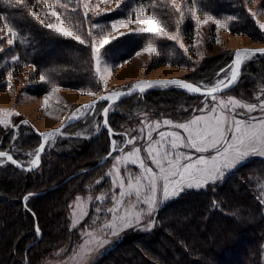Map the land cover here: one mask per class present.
I'll use <instances>...</instances> for the list:
<instances>
[{"label": "rangeland", "instance_id": "rangeland-1", "mask_svg": "<svg viewBox=\"0 0 264 264\" xmlns=\"http://www.w3.org/2000/svg\"><path fill=\"white\" fill-rule=\"evenodd\" d=\"M205 1L207 0H121L118 8L114 0H88L87 16L84 15L85 9L82 0H38L28 8L26 4L27 13L45 28H47L48 23H58L50 14H45V10L49 6H55L56 11L64 21L63 26L71 28L86 42L80 44L78 41L67 37L74 41L76 47L79 48L74 53L73 51L72 53L66 52V50L63 51L59 47L51 48L49 44H46L41 49L44 53L39 58L40 61L46 59L51 61V58H62L63 55L69 60H74L84 52L90 51L91 64L89 65L95 71L96 64L92 45L94 43L98 44L104 35L111 32L110 26L113 22L129 17L134 18V13L140 9H147V14L155 16L166 32L177 36V39L171 40L148 33L137 34L130 32L128 29H121L125 33L124 36L111 32L112 35L119 38L106 48L101 49L102 70L97 74L99 75V83L93 87L84 88L51 86L44 91V88L49 86V80H53L55 77L53 71L40 68L35 63L33 58L37 52L36 42L30 37V34L20 33L11 27L16 35L15 42L9 45L6 40L9 37L7 28L10 26L4 25L0 28V112L7 113V123L0 125V131H7L4 133L5 135L8 132L10 133L11 128H14L4 144L10 143L16 147L15 145L20 146L24 141V145L33 147L37 144V140L33 139V130L43 134L50 129L61 126L69 118H73L74 115H80L89 102L97 98L102 92L122 89L123 87V89H128L127 87L130 89L144 82V80L157 79L158 77H160L158 79L188 78L197 81L201 87H213L219 79L225 78V74L230 76L231 71L227 70L230 65L233 66V56L237 49L264 46V29L260 28V24H264V0H237V3H234L233 0H225L229 6L223 7L216 15L211 12ZM20 4L25 5V1L22 0ZM97 4H99L98 9ZM32 12H36L39 19L34 18L31 15ZM220 13L222 15H219ZM252 13H255V16ZM205 15L220 20L221 23L225 24V27L217 31L216 26L211 21L199 25L197 20L203 19ZM41 20L43 24L40 23ZM236 25L240 29L232 30ZM132 27H135V25ZM48 30L61 35L55 30ZM137 35H148V42L144 48L151 45L157 51L148 54L142 48L129 58H122L125 56V53L120 52L119 49L122 42L128 40L131 36ZM217 40H219V43ZM181 44H183V48L180 47ZM227 53L232 55L229 64L227 63ZM13 57H16V59H13ZM256 57L257 55L248 57L243 67L242 77H252L253 81L251 79L242 81L243 83L237 85L236 89L233 88L227 93L216 95L215 101L212 97L198 96H194L195 99L189 101L184 94L170 91L165 94L150 95L145 100H133L122 104L121 101L115 103L109 109V114L125 116L122 119L120 115L116 117L120 122L119 128L123 129L122 134L124 137L118 141L113 140L111 148L114 147L113 142H115V148L118 149L122 148L127 141L135 138L134 142L127 143L123 151L113 155L107 164L96 168L86 177H81L75 182L78 186L72 190L80 188V192L68 203V222L69 227L76 230L77 239L71 240L59 249H48L49 252L40 258L38 264L100 263L130 234L135 232L148 234L156 229L160 224V213L170 203L177 201L184 194L205 192L210 187L224 184L230 175L246 163L256 160L264 162V155H249L237 167L225 170L223 178L216 183H209L200 188L185 187L183 191L169 199H163L161 187H158L156 193L157 203L151 215H144L138 225L128 227L117 235H110L101 231L104 224L110 222L112 218V214L107 209L115 207L113 201L119 199V193L121 192V189L113 184V180L118 179L114 174V167L119 168L120 177L124 178L127 187L129 175L132 177L140 176L143 170L139 168V162L136 165L130 162L131 159L135 158L134 156L129 160L123 158L139 148L141 159L153 171H158L151 160L147 158L148 153L145 149L148 146V141L140 138L146 137L149 130H151L153 141L159 139L158 132L161 131L166 133L179 132L182 136H186V133L182 129L176 128L175 125L186 123L196 116L207 115V112L201 111V109H209L220 100L227 103L229 99H233L241 102V104L256 105L255 110L252 112H248L246 108L241 107H237L233 111L232 106L229 105L225 112L229 124H231L233 116L236 119L251 122H256L264 117V111H261L260 107L264 104V74L258 79L253 76V74L261 72L264 62H256ZM211 62L213 63V70L207 74L203 69ZM55 70L58 75L64 77L70 73L69 71H74L61 70L60 67H55ZM233 70L235 69L233 68ZM217 71H221L220 77L212 81ZM77 74L81 76L80 73ZM41 76L44 77L43 81ZM101 76L104 77L103 80L100 79ZM211 78L212 82L207 81ZM105 81L107 83L106 88L104 87ZM169 86L178 85H168L165 88ZM172 95L176 96L177 102L174 107H169L165 104V98ZM45 98L48 100L47 108L45 107ZM243 98L248 102L243 101ZM104 105V103L98 104L96 112L87 117V120L75 123L61 134L51 138L45 150L68 152L76 140L90 139L96 136L103 125L102 110ZM191 110L194 111L191 112ZM165 120L171 121V126L164 125L163 121ZM156 123L160 124L159 129L154 127ZM2 142L3 140H0V147L3 145ZM37 149L36 152L31 154L27 166H33L31 161L34 159ZM179 151L191 155L193 159L200 155H215L214 150L201 154L196 152L195 149L181 147ZM47 158L49 159H46V161L51 159L49 155ZM117 158H120L119 164H117ZM4 160L7 159L0 158V164ZM47 167H44L39 173L45 172ZM110 172L113 173L111 177L108 175ZM131 182L135 183V179ZM257 191L259 194L258 202L264 205V199H262L264 197V180L257 186ZM142 195L150 196L151 193L144 192ZM133 203H136L134 195L125 197L123 207L131 210L130 205ZM142 210L146 212L147 205L139 203L136 211ZM121 214H123V211ZM150 222H152L151 228L148 227ZM89 233H91V236L88 235ZM92 237L106 240L107 243L98 246L96 240ZM87 241H90V243H86ZM85 254H87L86 260L82 259ZM232 262L237 264L239 261L232 258Z\"/></svg>", "mask_w": 264, "mask_h": 264}, {"label": "trees", "instance_id": "trees-1", "mask_svg": "<svg viewBox=\"0 0 264 264\" xmlns=\"http://www.w3.org/2000/svg\"><path fill=\"white\" fill-rule=\"evenodd\" d=\"M24 1L25 5L15 0H0V28L9 25L20 33L30 34L36 42L37 52L33 58L35 63L40 68L53 71L55 77L49 80V86L44 88V91L51 86L84 88L99 83V75L89 65L90 51L84 52L74 60H69L65 55L62 58H51V61L39 60L44 53L41 49L46 44L70 53L79 48L71 39L39 25L27 13L26 4L28 8L38 0ZM233 1L237 3V0ZM205 2L215 15L223 7L229 6L225 0ZM236 29L240 27L236 25L232 28L234 31ZM147 36H131L123 41L119 48L120 52L125 53L122 58L127 59L144 48L148 42ZM231 56L227 53L228 64L231 63ZM255 60L263 63L264 55H257ZM55 67L74 71H69L64 77L56 73ZM262 68L260 73L253 74L255 79L264 74V63ZM203 70L207 74L210 73L213 63H209ZM219 74L221 71L215 72L213 80L211 78L207 81H215L220 77ZM246 77L241 78L238 86L246 79L253 81L252 77ZM184 79L199 85L193 79ZM170 91L184 94L189 101L195 99V95L184 92L179 86H169L136 94L121 100L120 103L145 100L150 95ZM175 97H166L165 104L174 107L177 102ZM243 101L248 102L244 98ZM104 104L103 109L107 103ZM95 112L81 121L87 120V117ZM119 115L108 113L113 135H110L103 124L96 136L76 140L68 152H51L52 150L47 149L43 152L40 167L35 171L20 170L6 160L0 165V264H38L40 258L49 252L48 249H59L77 239L76 230L69 227L68 203L80 192V188L72 190L78 186L75 182L91 172H86L53 191L42 195L39 193L79 171L92 168L106 156L111 151L112 141L124 137L123 129L119 128L120 122L116 119ZM124 117L120 115L121 119ZM13 129L11 128V131ZM11 131L5 135L7 131H0V140H3L0 150L12 154L17 161L26 165L31 159V154L36 152L41 144V134L31 130L33 139L37 140L33 147L24 145V141L20 146L14 147L10 143L4 144ZM48 155L51 159L46 161L49 159ZM46 163L48 167L45 166ZM44 167H47L45 172L39 173ZM263 180L264 162L256 160L240 167L220 186L210 187L205 192L184 194L164 208L156 229L148 234H130L97 264H235L232 258L239 261L237 264H264V205L258 202L257 191V186ZM25 196H28L27 200L24 199ZM37 227L42 234L41 238L36 232Z\"/></svg>", "mask_w": 264, "mask_h": 264}, {"label": "snow or ice", "instance_id": "snow-or-ice-1", "mask_svg": "<svg viewBox=\"0 0 264 264\" xmlns=\"http://www.w3.org/2000/svg\"><path fill=\"white\" fill-rule=\"evenodd\" d=\"M18 3H21L22 0H17ZM119 8L121 0H114ZM83 8L85 9L84 15L88 14V0H82ZM97 9L99 4L96 5ZM45 14H50L54 17L58 23H48L46 27L51 30H55L57 33L63 35L64 37L72 38L78 41L80 44H85V40L81 36L77 35L72 31L71 28L64 27V21L61 19L60 15L56 11L55 6H49L45 10ZM31 15L34 18L39 19L36 12H32ZM255 16V13H252ZM212 22L217 31L220 28H224L225 24L221 23L218 19H213L209 15H205L203 19H198L197 23L199 25H204L209 22ZM40 23L43 24L41 20ZM135 25V27H132ZM111 32L119 33V36H124L125 33L121 29H128L130 32L137 34H153L158 37L167 38L171 40H176L177 36L167 33L165 28L162 26L160 21L153 15L147 14V9H140L134 13V18L129 17L127 19H119L111 24ZM260 28L264 29V24H260ZM9 37L6 42L11 45L15 42L16 33L11 27L7 28ZM109 32V34L104 35L103 38L99 41L98 44L92 45L93 56L95 58L96 68L95 71L97 74L101 72V49L106 48L114 40L118 39V36H114ZM219 43V40H217ZM183 48V44L180 45ZM144 52L152 54L157 51L155 47L149 45L143 49ZM257 52L264 54V49H243L237 51L235 56L234 66H230L227 71H231V75L228 76L225 74V78L219 79L216 84L207 89L202 94L212 97L215 101L216 94L223 91L226 88L231 87L233 83L237 81V71L233 68L238 69L241 65V57L246 56L250 57ZM16 59V57H13ZM106 70V69H105ZM223 71V70H222ZM101 80L104 77H100ZM41 80H44V77L41 76ZM165 86V85H178L179 87L188 90L193 93H200L202 91L200 86H194L191 83L180 80L173 81H155V82H141L137 84L135 88L140 91L144 90V87H153V86ZM104 87H107L106 81L104 82ZM58 91V89H56ZM92 94V93H90ZM122 93L117 91L112 93L110 96H101V100L113 101L115 98H119ZM48 100L45 98V107L47 108ZM231 105L233 111L237 107L246 108L248 112L255 110L256 105H247L241 104V102L233 99H229L226 103L223 100H220L218 103H214L213 106L209 109H201V111H206L207 115L196 116L192 120L186 123L176 124L175 127L182 129L186 136H182L179 132H158L159 139L153 141L151 130L146 137H140L148 141V146L145 149L148 153V159L151 160L152 164L155 165L158 171H153L151 167H148L143 159L139 156L140 149L136 148L134 152L128 153L123 159L129 160L133 165H136L137 162L142 173L140 176L132 177L129 175V183L127 187L125 186L124 178L120 177L119 168L114 167V174L118 179L113 180V184L121 189L119 193V199L113 201L115 207L107 209L108 212L112 214L110 222H106L101 229V231L106 232L110 235H117L120 231L138 225L144 215H151L154 210L157 198L156 193L158 187H161L163 199H169L172 196L177 195L179 192L183 191L185 187L187 188H200L206 186L209 183H216L218 180L222 179L225 170H230L238 166L249 155H264V117H261L256 122L246 121L243 119H236L233 116L231 124L228 123V116L225 114L228 106ZM95 106L93 104L88 105V109H92ZM261 111H264V104L261 106ZM219 108V111H218ZM108 114V108L103 109V115L106 117ZM73 118H78L75 115ZM255 119V118H254ZM7 123V113L0 112V125ZM107 125V121H104ZM163 124L166 126H171V121H163ZM155 128L159 129L160 124L156 123ZM60 129H57L53 132L41 134L43 142L47 143L51 138L55 137L58 134H61ZM110 134H111V130ZM135 139V138H134ZM133 140L127 141V143H133ZM113 150L115 148V142H113ZM191 148L195 149L198 153H207L210 150L215 151V155L204 156L200 155L196 159L189 154L179 151V149ZM44 146L43 144L37 150V153L34 156V159L31 161L33 166H38L41 160L40 153H43ZM123 151V149H119ZM0 158H6L8 161H11L13 164H17V161L13 159L11 155L6 152L0 151ZM120 163V158H117V164ZM23 167L22 165H18ZM27 170H32L28 168ZM110 177L113 173L108 174ZM135 179V183L131 181ZM150 192V196H143L142 193ZM136 197V203L130 205L128 210L124 208V198L125 197ZM25 200L28 199V196H25ZM103 199V197H101ZM264 199V197H262ZM139 203H144L147 205V210L145 211H136L137 205ZM123 211V214L121 212ZM75 223V222H73ZM152 222L148 224V227L151 228ZM37 234H39V228H36ZM91 236V233L88 234ZM95 239L98 246H103L104 243H107L106 240L92 237ZM86 243H90L87 241ZM83 247V246H82ZM87 254H85L82 259L86 260Z\"/></svg>", "mask_w": 264, "mask_h": 264}, {"label": "water", "instance_id": "water-1", "mask_svg": "<svg viewBox=\"0 0 264 264\" xmlns=\"http://www.w3.org/2000/svg\"><path fill=\"white\" fill-rule=\"evenodd\" d=\"M243 49H252V50H256V49H264V46H261V47H256V48H241V49H237L236 51H235V53L237 52V51H240V50H243ZM234 53V54H235ZM254 55H264V54H261V53H259V52H257L256 54H254ZM245 58H246V56H242L241 57V65H240V67L238 68V69H235V71H237V81L235 82V83H233L232 85H231V87H229V88H226V89H224L223 91H221V92H218L216 95H219V94H223V93H227V92H229V91H231L233 88H235L237 85H238V83L240 82V80H241V77H242V75H243V67H244V62H245ZM234 64H235V56H234V58H233V66H234ZM173 80H180V81H186V82H188V83H191V84H193L194 86H199V85H196V84H194V83H192V82H190V81H188V80H184V79H181V78H168V79H147V80H144V82H155V81H173ZM168 85H165V86H153V87H144V90L143 91H140L139 89H137V88H135V86L134 87H132V88H128V89H116V90H112V91H108V92H105L104 94H102L101 96H110L112 93H114V92H117V91H121L122 93H125V94H123V95H121L119 98H115L113 101H107V100H101L100 99V97L101 96H99V97H97V98H95L94 100H92L91 102H89V104L88 105H91V104H93V102H95V106H94V108H92V109H88V107H86V109L80 114V115H78V116H76V117H78V118H69L65 123H63L61 126H59V127H57V128H53V129H50V130H48L47 132H45V133H49V132H53V131H55V130H57V129H60V130H62L61 132H63L65 129H67L68 127H70L71 125H73V124H75V123H78V122H80L81 120H83L87 115H89L90 113H93V112H95V110H96V108H97V106H98V104H100V103H107L106 104V106L104 107V108H108V113H109V109L115 104V103H117V102H119V101H121V100H123V99H125V98H130V97H132V96H134V95H136V94H141V93H146V92H149V91H151V90H155V89H162V88H165V87H167ZM201 87V86H200ZM181 88V87H180ZM209 88H211V87H201V89H202V91L200 92V93H193V92H189L188 90H186V89H183V88H181L184 92H187V93H190V94H192V95H195V96H199V97H205V98H208L209 96H207V95H204V94H202L203 92H205L207 89H209ZM87 105V106H88ZM102 114H103V111H102ZM109 116H108V114H107V116L105 117L104 115H103V124H104V126H105V128L106 129H108V131L109 130H111V134L110 135H113V131H112V129H111V126H110V124H109ZM107 121V125H105V123H104V121ZM110 132V131H109ZM50 141V140H49ZM48 141V142H49ZM48 142L47 143H45V142H43V139H42V143H41V145L43 144V146H44V150H45V147L47 146V144H48ZM41 145L39 146V148L41 147ZM127 145V143L122 147V148H119V149H123L125 146ZM117 150H113V147L111 148V151L106 155V156H104L95 166H93L92 168H89V169H87V170H85V171H79V172H77V173H75V174H73V175H71V176H69L67 179H65L64 181H62L61 183H59V184H57V185H55V186H53V187H50L49 189H47L46 191H44V192H42V193H39V195H42V194H45V193H47V192H50V191H53V190H55V189H57L58 187H60V186H62V185H64V184H66L67 182H69L70 180H72V179H74V178H76V177H78V176H80V175H83L84 173H86V172H92L93 170H95L96 168H99V167H102V166H104L112 157H113V155H115L116 153H118V152H121V151H119V149L118 148H116ZM3 152H5V151H3ZM44 152V151H43ZM6 153H8V152H6ZM9 155H11L12 157H13V159L14 160H16L15 158H14V156L12 155V154H10V153H8ZM40 156H41V160H40V163H39V165L38 166H27V165H24V164H22L21 162H19V161H17V164H14L18 169H20V170H23V171H26V172H32V171H35V170H37L39 167H40V165H41V162H42V156H43V153H40ZM6 162H9V163H11V161H8V160H6ZM5 163V162H4ZM3 163H1L0 165H2ZM13 164V163H12ZM18 165H22L23 167H20V166H18ZM28 168H31L32 170H27ZM39 234H40V238L42 237V234H41V232L39 231Z\"/></svg>", "mask_w": 264, "mask_h": 264}, {"label": "bare ground", "instance_id": "bare-ground-1", "mask_svg": "<svg viewBox=\"0 0 264 264\" xmlns=\"http://www.w3.org/2000/svg\"><path fill=\"white\" fill-rule=\"evenodd\" d=\"M247 58H248V57H246L245 60H246ZM158 78H160V77H158ZM151 79H153V78H151Z\"/></svg>", "mask_w": 264, "mask_h": 264}]
</instances>
